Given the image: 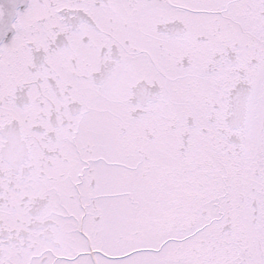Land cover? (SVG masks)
Listing matches in <instances>:
<instances>
[{
  "label": "snow or ice",
  "instance_id": "obj_1",
  "mask_svg": "<svg viewBox=\"0 0 264 264\" xmlns=\"http://www.w3.org/2000/svg\"><path fill=\"white\" fill-rule=\"evenodd\" d=\"M0 264H264V0H0Z\"/></svg>",
  "mask_w": 264,
  "mask_h": 264
}]
</instances>
